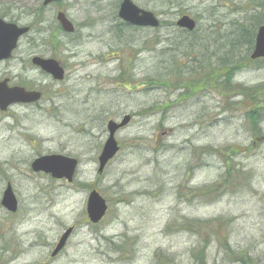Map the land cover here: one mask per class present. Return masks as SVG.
<instances>
[{"label": "rangeland", "instance_id": "rangeland-1", "mask_svg": "<svg viewBox=\"0 0 264 264\" xmlns=\"http://www.w3.org/2000/svg\"><path fill=\"white\" fill-rule=\"evenodd\" d=\"M133 1L162 23L178 18L169 0ZM42 2L0 0V13L7 21L30 25ZM232 2L188 0L185 5L188 15L207 26L211 6L218 7L223 18L241 20L245 0ZM119 3L99 2L92 9L90 0H81L71 14L78 24L97 18L79 36L82 43L68 44L77 57L67 62L66 83L81 88V106L73 104L66 112L27 107L0 111V264H200L199 257L203 264H244L242 253L251 258L249 264H264V123L262 137L253 142L244 116L255 101L264 102V63L234 75L233 83L243 87L223 88L215 82L191 101L171 103L163 115L145 113L177 97L146 81L169 62L160 53L173 34L166 28L126 31L121 42L114 30L108 32L117 20ZM153 37L159 40L154 47ZM146 41L157 51L142 53ZM20 44L16 58L0 64V80L9 78L12 85L29 80L19 61L28 53L27 37ZM101 57L109 62L103 64ZM130 60L137 61L136 67ZM122 61L127 74L132 73L127 88L111 81ZM261 108L264 112V103ZM124 115H130L131 122L116 135L121 150L99 176L107 123L120 122ZM52 153L79 160L72 185L32 172L35 158ZM230 155L233 167L243 174L232 173L225 187ZM8 183L19 201L14 215L1 206ZM215 183L218 193L207 200L188 191ZM92 188L109 206L97 226L86 214ZM71 227L74 232L64 252L51 259Z\"/></svg>", "mask_w": 264, "mask_h": 264}, {"label": "trees", "instance_id": "trees-1", "mask_svg": "<svg viewBox=\"0 0 264 264\" xmlns=\"http://www.w3.org/2000/svg\"><path fill=\"white\" fill-rule=\"evenodd\" d=\"M118 1L121 2V0ZM226 1L233 3L232 1L234 0ZM187 2L188 0H169V9L173 10L176 16L186 14L189 12L185 5ZM103 3H105V0ZM215 7L211 6L208 9L206 21H209L210 24L206 23L207 26H201L199 24H202L201 20L196 18L197 27L195 31L191 33L179 29L176 22H170L167 24L161 23L160 28L154 30L129 27L120 21L117 14L116 21L119 23L117 24L115 21V24L109 28L108 32H112L114 30L115 38L119 39L121 42L122 38L124 39L122 36L126 31L145 30L148 32H157L158 30L166 28L173 34V41L167 40V42H169L168 46L165 50H161L160 53L161 56L168 58L169 62L165 64L164 68L158 67L162 72L156 70L154 74L147 76L146 81L147 85L164 88L169 94H177V97L169 104L156 105L151 109H146L145 113H161L163 115L167 112L171 103L175 104L174 106H177L184 102L191 101L200 96L203 92L208 91L212 85H215V82L219 87L228 88L234 84V75L236 73L250 68L251 66H255L258 63H264L263 59L251 60V54L255 47L257 32L264 24V0H245V4L240 7L242 11H245V15L241 20L223 18V15L216 12L218 7ZM225 7L228 8L229 5L226 4ZM0 15L3 18L6 17V14L0 13ZM36 21L40 22V18L38 17ZM11 22L17 23V20H12ZM152 39L154 40L153 47L157 46L159 40L154 37ZM151 41L143 42L142 53L157 51L153 47H150ZM67 42L68 44H75L77 42L78 44L82 43L80 37H77L74 40L68 39ZM135 53L138 57H140V53L137 51ZM101 59L104 61L103 64L109 62L108 60H105L106 57H101ZM182 60H186L190 63L182 65L180 64V61ZM130 63H132L133 67H136L137 65V61L132 62V60H130ZM119 71L120 73L118 76L111 81H117L118 85L127 88V85H130L127 79L131 77L132 73L129 75L127 74L123 61ZM234 85L236 88H240L241 86L243 87L241 84ZM263 103V101H255L254 109L251 108L248 112H245L246 114L244 115L246 127L253 138V142L256 139L261 138L263 135V129L261 127L264 123V112H260L263 109L261 108ZM84 105L86 106L85 103ZM76 114L79 115V113ZM98 125L99 127L103 126L102 123ZM237 153V151H234L235 155ZM242 172L243 170L236 169L235 166L233 167L230 155L229 158L226 159V179L225 184L223 185L226 187V185L230 183L231 179H229V177H231L232 173L242 175ZM93 189L96 188H92V190ZM188 191L192 193V195L207 200L208 197L215 196V194L218 193V184L215 183L201 188H188ZM196 235H200V232H197ZM226 248L229 249V246L227 245ZM119 251L121 252V250ZM241 256L243 257L242 261L244 264H249L248 261L251 260V258L248 257V255L246 256L244 253H242ZM198 261L200 264H203L202 258L199 257Z\"/></svg>", "mask_w": 264, "mask_h": 264}, {"label": "water", "instance_id": "water-1", "mask_svg": "<svg viewBox=\"0 0 264 264\" xmlns=\"http://www.w3.org/2000/svg\"><path fill=\"white\" fill-rule=\"evenodd\" d=\"M57 1L59 0H46L44 4L48 5ZM119 17L123 22L132 26L154 29L160 26V20L154 13L139 8L132 0H123L119 11ZM58 19L66 32H74L73 25L64 14L60 13ZM177 26L192 32L196 27V23L189 16H183L178 20ZM29 29V27H21L17 24L6 22L0 17V63L11 59L20 38L27 34ZM258 59H264V24L257 32L255 47L251 55V60ZM33 63L43 71L53 75L56 79L62 80L64 78V70L60 68L58 63L54 60L35 58ZM9 82V79L0 81V111L5 112L13 105L30 104L40 99V93L30 92L22 87H11ZM129 121L130 116H126L120 124L114 121L108 123L109 136L98 159L99 175L104 172L108 163L117 155L119 145L115 137L116 133L118 130L124 128ZM78 165L79 162L75 158L53 154L35 159L31 164V169L35 173L48 174L55 180L64 179L72 183ZM1 204L10 213H16L18 210V201L10 184L3 193ZM107 210L108 205L106 200L96 190H93L89 194L87 201L86 211L89 221L92 224L100 223L106 215ZM72 232L73 229L69 228L62 235L52 254L53 257L58 255L65 248Z\"/></svg>", "mask_w": 264, "mask_h": 264}, {"label": "flooded vegetation", "instance_id": "flooded-vegetation-1", "mask_svg": "<svg viewBox=\"0 0 264 264\" xmlns=\"http://www.w3.org/2000/svg\"><path fill=\"white\" fill-rule=\"evenodd\" d=\"M45 1L46 0H43L39 10H35L33 14L35 20L39 17L40 21L43 14L42 21H34L29 25L30 31L26 36L29 50L26 58H22V56L19 58V61L23 66L22 69L29 80L13 84L14 86L22 87L27 91L40 93L41 97L34 103L15 105L14 107L33 108L39 112H66L67 107H70L73 104L76 108L77 105L81 106V103L78 102L81 88H68L66 83L67 69L69 68L67 62L71 63V59L77 57V53L74 52L77 50L72 49L71 46L68 45L67 38L70 37L71 40H74L75 38L82 36L81 33L83 31H88V25L93 24V21H97V18H91L92 16H90L80 24L75 23L71 14L78 10V4L81 0H59L48 5L44 4ZM103 1L104 0H90L91 8L93 9V6L99 5V2L102 3ZM106 1L108 0H105V2ZM49 13L51 14V17L49 16ZM60 13L64 14L68 21L73 25V33L66 32L63 29L58 19ZM88 19H90V22H87ZM40 25L42 26L38 28L37 26ZM35 35L38 36L34 37ZM23 38L24 37L20 39L18 48L14 51L12 59L9 61L16 58V54L19 51L21 46L20 43ZM35 58L56 61L60 68L64 70V78L59 80L53 75L43 71L33 63ZM74 66L75 69L79 68L77 64ZM20 79L22 80L24 78L21 77Z\"/></svg>", "mask_w": 264, "mask_h": 264}]
</instances>
